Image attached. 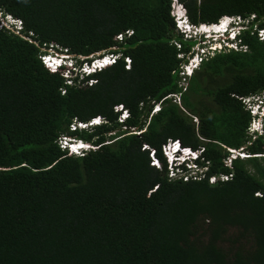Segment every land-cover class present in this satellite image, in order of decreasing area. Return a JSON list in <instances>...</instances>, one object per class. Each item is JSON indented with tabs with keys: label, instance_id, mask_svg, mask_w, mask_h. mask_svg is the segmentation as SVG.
<instances>
[{
	"label": "trees",
	"instance_id": "obj_1",
	"mask_svg": "<svg viewBox=\"0 0 264 264\" xmlns=\"http://www.w3.org/2000/svg\"><path fill=\"white\" fill-rule=\"evenodd\" d=\"M182 1L194 23L264 15V0ZM0 13V264H264V157L223 161L224 146L264 152L239 99L264 91V40L251 27L245 51L216 53L189 77L180 106L165 96L181 89L189 43L170 0H0ZM8 13L19 34L1 24ZM55 45L79 64L122 55L90 85L68 83L40 59ZM204 93L211 104L188 96ZM64 134L98 146L69 154ZM169 139L203 150L202 176L168 177Z\"/></svg>",
	"mask_w": 264,
	"mask_h": 264
},
{
	"label": "clouds",
	"instance_id": "obj_2",
	"mask_svg": "<svg viewBox=\"0 0 264 264\" xmlns=\"http://www.w3.org/2000/svg\"><path fill=\"white\" fill-rule=\"evenodd\" d=\"M170 14L174 21L175 30L189 43V48L186 53L183 52L184 55L183 53L181 54L184 61L180 66V79H189V77L200 68L205 60L214 56L216 53L230 49L245 51L247 48L242 44L240 36L244 30H247L250 27L258 39L262 41L264 40V15L258 16L254 12L247 15H222L216 22L194 23L190 20L187 8L182 0H170ZM7 15L12 23L6 22ZM1 22L2 25L10 28L18 34L22 29L21 20L13 17L9 13L2 17ZM224 22L225 24L222 28H214V26H220ZM201 49L202 51H200ZM44 50H46V52L40 53L39 55L44 65L51 68H61L62 74L68 83L75 82L74 79L76 78L80 84H82L81 81H84V83H87L88 85L91 84V80H86V76L114 63L118 57L122 55L120 52H108L104 55L91 57L90 61L79 64L75 55L66 49H61L55 45V47L50 46ZM110 54L111 56H114L113 60L109 57ZM199 56H201V59H198ZM123 58L129 65L130 58L127 56H124ZM179 86L181 87L179 91L170 93L165 97L171 98L173 102H176L181 106V92L186 91L187 86L183 82H179ZM243 97H248V100L244 101ZM239 99L243 104L244 109L250 114V120L246 127L247 134L251 135L252 139L256 136H261L264 139V91L239 96ZM161 101L162 100L154 103L151 113L160 109ZM115 110L120 112L119 121H125L128 117V113L123 106L117 105L115 106ZM192 117L195 118L193 122H197V117ZM252 121L254 122L255 127L250 131ZM101 123L102 117L98 116L92 118L88 123L78 122V125L86 127L88 125ZM74 124L72 126L73 128H75ZM134 132L139 133V131H135V128ZM57 141L62 149L73 155H81L84 152L94 150L98 146L92 141H87L77 136L66 134L59 136ZM248 145L249 143L245 142V144L236 148L224 146L228 152L227 155L224 156V164L230 166L232 160L237 158L246 159L250 156L264 157V152L251 153L247 147ZM143 147L149 148L145 144ZM161 149L167 163L168 177L177 176L181 177L183 180H187L200 177L204 174L205 168L202 164L203 150H194L191 147L184 146L179 139L167 140L162 145ZM149 156L151 158V164L160 168L161 162L156 157L154 149L150 148ZM228 158H230V163L226 164ZM186 175L188 178L184 179L183 177ZM213 177L216 179L215 176ZM219 178L226 180L227 178H231V174H220Z\"/></svg>",
	"mask_w": 264,
	"mask_h": 264
},
{
	"label": "rangeland",
	"instance_id": "obj_3",
	"mask_svg": "<svg viewBox=\"0 0 264 264\" xmlns=\"http://www.w3.org/2000/svg\"><path fill=\"white\" fill-rule=\"evenodd\" d=\"M6 22H9V23L11 22L10 18H8V15L6 16ZM187 80H188V78H185V79L182 78L180 83L183 82L187 86ZM203 86L204 87H215L216 84L215 83H209V82L206 81V82H204ZM188 96H189L190 100H192V101L193 100L196 101L198 99V100H202V101L208 102L210 104L213 102L211 96L208 93L197 94V95L191 94V95H188ZM186 114H190V113L187 111ZM191 116H193V115H191ZM194 119L195 118H193L192 120H194Z\"/></svg>",
	"mask_w": 264,
	"mask_h": 264
},
{
	"label": "built area",
	"instance_id": "obj_4",
	"mask_svg": "<svg viewBox=\"0 0 264 264\" xmlns=\"http://www.w3.org/2000/svg\"><path fill=\"white\" fill-rule=\"evenodd\" d=\"M119 36H120V35H118L117 37H119ZM200 51H202V49H201ZM109 57H111L112 60L114 59V56H111V54L109 55ZM198 59H201V56H199ZM243 100H244V101H247V100H248V97H243ZM254 127H255V125H254V122L252 121V123H251V127H250V131L253 130ZM229 163H230V158H228V159L226 160V164H229ZM183 178H184V179H187L188 176L186 175V176H184ZM214 179H215V178H214L213 176L210 177V181H212V180H214Z\"/></svg>",
	"mask_w": 264,
	"mask_h": 264
},
{
	"label": "bare ground",
	"instance_id": "obj_5",
	"mask_svg": "<svg viewBox=\"0 0 264 264\" xmlns=\"http://www.w3.org/2000/svg\"><path fill=\"white\" fill-rule=\"evenodd\" d=\"M225 24V22L220 26H214V28H222V26Z\"/></svg>",
	"mask_w": 264,
	"mask_h": 264
}]
</instances>
